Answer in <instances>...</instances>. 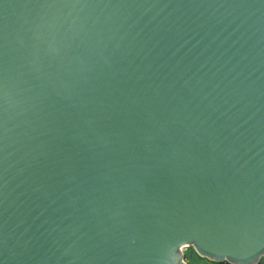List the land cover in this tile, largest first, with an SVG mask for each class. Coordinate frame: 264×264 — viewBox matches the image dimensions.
I'll list each match as a JSON object with an SVG mask.
<instances>
[{"label": "water", "instance_id": "95a60500", "mask_svg": "<svg viewBox=\"0 0 264 264\" xmlns=\"http://www.w3.org/2000/svg\"><path fill=\"white\" fill-rule=\"evenodd\" d=\"M264 256V0H0V264Z\"/></svg>", "mask_w": 264, "mask_h": 264}, {"label": "rangeland", "instance_id": "374dc122", "mask_svg": "<svg viewBox=\"0 0 264 264\" xmlns=\"http://www.w3.org/2000/svg\"><path fill=\"white\" fill-rule=\"evenodd\" d=\"M179 251L183 255L184 264H230L228 261L219 262L208 255L201 254L194 245L183 246ZM256 264H264V256Z\"/></svg>", "mask_w": 264, "mask_h": 264}, {"label": "trees", "instance_id": "16d2710c", "mask_svg": "<svg viewBox=\"0 0 264 264\" xmlns=\"http://www.w3.org/2000/svg\"><path fill=\"white\" fill-rule=\"evenodd\" d=\"M225 264H228V263H225Z\"/></svg>", "mask_w": 264, "mask_h": 264}]
</instances>
